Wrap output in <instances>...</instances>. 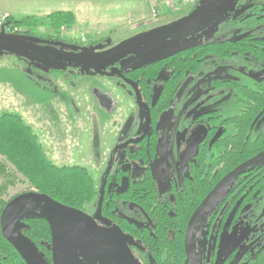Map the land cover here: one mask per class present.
Instances as JSON below:
<instances>
[{"label":"flooded vegetation","instance_id":"af4514ba","mask_svg":"<svg viewBox=\"0 0 264 264\" xmlns=\"http://www.w3.org/2000/svg\"><path fill=\"white\" fill-rule=\"evenodd\" d=\"M190 10L186 11L185 14ZM257 30L256 40L262 41L264 36L259 26H257ZM246 35L243 32L236 33L233 35L232 40H239ZM37 37L90 47L92 48L91 51L107 49L118 43L108 45L106 42L97 40L83 44L44 35H38ZM211 37H213V34ZM169 44L168 42H160L149 47H144V44H142L106 63L85 70H82L80 66L69 65L57 70L51 67L45 69L43 64L32 62L30 58L17 57L19 60L27 61L30 68L38 65L43 72H52L59 76L68 74L79 76L81 85H86L84 89L80 88L79 92L84 93L82 95L87 98L90 97L93 101L91 105L90 102L83 101L82 105H87L89 109L92 108L91 114H88L91 117L88 121L91 137L90 148L93 159L92 165L99 172L98 182L96 183L94 179L97 194L95 200L91 202L93 209L88 208L91 203L80 209L90 216L96 210L100 197L102 175L110 162L111 155H113L103 185L100 216L104 221L95 220L98 230H103L101 233L102 238L99 240L102 247L94 252H86L83 248L78 247L76 254L70 252L68 255L70 264H157L156 259L144 243V239L149 235H153L152 230L159 214L162 211H168L171 215H175V204L178 203V200L184 201L187 198L186 190L189 188L190 193H194L195 184L193 181L196 174H200L201 180L209 182L203 188L204 190L210 185L217 159L223 152V147L216 146L214 140L236 133L235 127L232 124L224 123V121L239 114L241 104L238 101V96L240 95L233 89H219L214 81L216 79L232 81L250 88H255L258 84L264 85V78L260 81L252 79L253 82L249 84L221 77L200 80L205 78L206 73L212 67L218 65H229L250 75L260 72L264 74V68L248 67L243 65L241 61L235 64L227 62L216 64L210 55H205L202 58L203 67L201 70L196 73L186 71L182 80L167 82L169 81V69L166 66H162L153 78H150L144 71H139L144 64H147L144 63L141 67L136 66L140 62L159 54L168 53L176 47H169ZM261 44L258 45L263 49L264 46H261ZM53 47L60 53L71 51L61 45ZM232 54L235 56L236 52L233 51ZM46 58L51 59V56H46ZM162 69L167 70L164 78H160ZM26 72H30V70H26ZM30 73L37 76L32 72ZM166 83L171 86H166ZM166 90L167 92L164 93ZM226 95H231L237 104L235 114L224 116L218 109L200 110ZM62 105L64 106V104ZM133 105L138 106L143 111L144 123L136 135L130 136L129 133L124 135L122 129L125 126H123V123L129 116V110ZM48 113L52 117L55 112L51 109ZM86 114H81L82 116L71 121L69 127L74 132L76 128H79V121H82V124L86 123L85 119L87 118L84 119ZM263 115L264 112L260 113L252 121L250 127L251 140L258 135L264 136L263 133L253 134L255 126ZM175 122H177V133H184L185 137L177 141L172 149L173 156L170 157L167 150L168 139L172 124ZM230 129H233V131L227 132ZM225 130L226 132L223 133ZM107 134L110 137L103 139L102 135ZM122 135L124 137L120 139ZM107 142L109 143L107 154L101 162L104 152L103 145ZM259 155L261 156V154ZM155 165L158 170H155ZM247 165H249L247 162L240 164L234 170L240 167V171ZM239 171L225 183L207 207L195 217L188 233V245L186 246V231L192 215L215 185L231 172L225 174L211 186L193 210L184 235L188 264H199L205 261L199 254L201 247L197 245V242L195 244L197 240L195 238L196 233L200 234L201 231H204L203 236L206 240L211 238L210 246L206 247L207 264H220L223 258L229 256L232 260L230 264H235L233 263L234 250L220 259L216 255L221 233L224 230L232 233L233 228H237L239 234L245 233L244 230L246 229L250 230L246 236L241 237L240 242L249 243L252 241L251 245H253L245 252L238 264H248L247 261L256 257L258 246L264 239V209L257 215L254 209H251L248 215L243 211L242 216L230 227L229 218L222 224L219 222V217L212 219L217 206L222 204L219 201V193ZM255 220L257 222L251 224ZM113 227H117L118 230H113ZM128 236L131 237L130 241ZM41 242L45 244V248L41 249L44 254L39 252L48 264H52L51 231L49 241ZM183 264H187V262Z\"/></svg>","mask_w":264,"mask_h":264},{"label":"trees","instance_id":"16d2710c","mask_svg":"<svg viewBox=\"0 0 264 264\" xmlns=\"http://www.w3.org/2000/svg\"><path fill=\"white\" fill-rule=\"evenodd\" d=\"M251 1L230 0L227 10L221 14L220 21L214 28L213 37L205 39L210 25L205 26L187 35L183 41H173L169 44V47L185 46L183 49L155 62L144 64L140 66L139 71H144L153 78L162 66H166L169 69L167 82L182 80L186 71L196 73L202 69V58L205 55H210L216 64L222 62L235 64L241 61L248 67L264 68V48L258 45L262 43L261 46H264V39L256 40L257 26L264 36V9L259 2L249 4ZM73 22L74 14L65 10H57L40 18L12 17L10 21L13 26L22 28L25 34H33L37 27L47 23L53 35L47 33L46 36L54 38H60L59 29L62 26L69 27ZM24 27L28 29L25 30ZM241 32L247 35L239 40H232L233 35ZM233 51L236 52L235 56L232 54ZM166 84L168 87L171 86L169 83ZM214 84L219 89H233L240 95L239 114L224 121L226 124H232L236 133L214 140L216 146L223 147V152L217 159L210 185L204 190L209 182L201 180L200 174H196L193 181L194 193H190L189 188L186 190L187 198L184 201L178 200L175 204V215L168 211L159 214L152 230L153 235L144 239L157 264L189 263L185 251V228L201 197L225 174L259 154L260 158L241 169L219 193V201L223 206L222 204L217 206L212 219L219 217L222 224L229 218L230 227L242 216L243 211L248 215L249 211L254 209L257 215L264 209V136L258 135L255 139H250L252 121L264 112V85L258 84L255 88H250L220 79H216ZM0 156L11 163L15 171L21 173L31 187L62 204L82 209L96 198L95 180L88 169L80 164L54 163L33 127L16 111L0 112ZM4 172L5 165L0 163V175ZM5 188L6 185L1 186L0 192ZM7 201L0 198V213ZM31 211L33 214L19 217L26 225L21 232L38 251L43 253L41 249L45 248V244L41 241H49V225L45 218L34 210ZM256 222L257 220L251 224ZM231 261L230 256L225 257L220 264H230ZM247 263L264 264V239L258 246L256 257ZM0 264H25L14 247L2 236L1 229Z\"/></svg>","mask_w":264,"mask_h":264},{"label":"rangeland","instance_id":"374dc122","mask_svg":"<svg viewBox=\"0 0 264 264\" xmlns=\"http://www.w3.org/2000/svg\"><path fill=\"white\" fill-rule=\"evenodd\" d=\"M7 2L12 3L14 5L12 8L21 13L17 14V18L23 16L40 18L57 10L71 11L74 14V22L69 27L62 26L59 29V37L65 41L83 44L97 40H104L108 45L114 44L185 14H171L154 18L150 14L149 4L146 0H0V4H7ZM256 2H259L264 8V0H252L249 4ZM133 8L136 9V12L132 10ZM73 9H76L75 12ZM19 29L21 34H25L22 32V28ZM23 29L27 30L28 28L24 27ZM47 33L53 35L46 23L37 27L33 34L27 35L46 36ZM33 67L30 68L27 61L17 59L15 55L0 54V112L9 110L20 113L33 127L54 163L82 164L89 169L97 183L99 172L92 165L91 137L88 129V121L91 118L88 114H91L92 108L89 109L87 105H82L83 101L90 102V105L93 101L90 97L82 95L84 93L79 92L80 88L84 89L86 85H81L79 76L73 74L59 76L52 72H43L38 65ZM26 70H30L38 77ZM166 74L167 70L162 69L160 78H164ZM213 77L249 84L253 82L252 79L260 81L264 78V74L260 72L250 75L229 65H218L212 67L206 73L205 78L200 80ZM49 107L55 112L52 117L48 113L51 110ZM204 109H218L224 116H230L237 112V104L231 95H226L200 110ZM85 113H87L84 117V119L87 118L85 119L86 123L82 124V121H79V128H76L74 132L69 127L71 121ZM143 123V111L133 105L129 110V116L123 123L125 127L122 131L124 135L129 133L128 135L134 136ZM232 131L233 129H230L227 132ZM225 132L226 130L223 131V133ZM257 133L264 134V115L254 128L253 134ZM108 137H110L109 134L102 135L103 139ZM122 137L124 136L122 135L120 139ZM184 137V133H177V122L173 123L167 149L170 157L173 156L172 149L177 141ZM108 146V142L104 143L101 162L107 154ZM0 163L5 165V172L0 175V187L6 185L5 190L0 192V198L9 200L16 194L34 189L27 179L21 173L16 172L11 163L5 161L2 156H0ZM156 165L158 166L157 163ZM156 165L154 168L158 170ZM88 208L92 210L93 204H89ZM30 214L33 212L26 210L22 215ZM244 231L245 233L239 234L237 228H233L232 233L226 230L221 233L216 249L218 259L234 250L233 263H240L245 252L253 246L251 245L252 241L249 243L240 242L241 237L246 236L250 230ZM203 232L201 231L200 234L197 232L195 237L197 239L195 244L197 242V245L201 247L199 254L205 260L199 264L208 263L206 247L211 244V238L206 240Z\"/></svg>","mask_w":264,"mask_h":264},{"label":"water","instance_id":"95a60500","mask_svg":"<svg viewBox=\"0 0 264 264\" xmlns=\"http://www.w3.org/2000/svg\"><path fill=\"white\" fill-rule=\"evenodd\" d=\"M229 1L198 0L187 14L168 23L132 35L107 49L98 51H91L92 48L90 47L69 44L60 40L50 41L33 35L8 33L1 27L0 54H13L22 58H30L32 62L43 64L45 69L49 67L59 69L69 65L80 66L82 70H85L106 63L142 44H144V47H149L160 42L183 41L187 35L210 25L205 38L208 39L214 33V28L220 21L221 14L227 10ZM55 45L67 47L71 51L60 53L53 47ZM184 47L176 46L170 52L148 58L136 66L156 61ZM46 56H51V59L46 58ZM112 157L113 155H111L110 162L102 175L100 197L92 216L80 209L62 204L49 195L35 189L16 194L6 202L0 213L1 233L18 252L25 264H48L42 254L21 232L26 225L19 217L26 210H34L45 218L49 225L52 264H70L68 255L70 252L76 254L78 247L83 248L86 252H94L99 247H102L99 244V240L102 238L101 233L103 230H98L95 220H103L100 216L103 185ZM259 157L260 155L249 160L247 164L254 162ZM239 169L240 167L218 182L194 212L187 226L186 246L188 245V233L195 217L207 207L217 192L223 188L225 183ZM116 229L118 230L117 227H113V230ZM128 240H131L130 236H128Z\"/></svg>","mask_w":264,"mask_h":264},{"label":"built area","instance_id":"2783aa9c","mask_svg":"<svg viewBox=\"0 0 264 264\" xmlns=\"http://www.w3.org/2000/svg\"><path fill=\"white\" fill-rule=\"evenodd\" d=\"M149 4V11L152 17L159 18L164 15L180 14L193 8L198 0H146ZM12 17L8 12H0V28L5 32L20 33L17 26H13L10 21Z\"/></svg>","mask_w":264,"mask_h":264},{"label":"crops","instance_id":"0c3cea01","mask_svg":"<svg viewBox=\"0 0 264 264\" xmlns=\"http://www.w3.org/2000/svg\"><path fill=\"white\" fill-rule=\"evenodd\" d=\"M12 7H14V5L12 3H10V2H7V4L1 3L0 4V12H8L12 17L17 18L18 17L17 14H21V13L17 9H14ZM75 10H74V12H75ZM132 10L133 11L135 10V12H136V9L135 8H133Z\"/></svg>","mask_w":264,"mask_h":264}]
</instances>
